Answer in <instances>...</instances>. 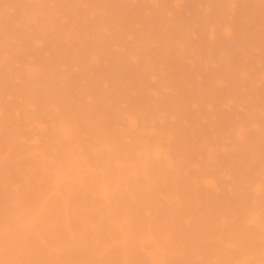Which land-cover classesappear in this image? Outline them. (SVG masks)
<instances>
[{"label": "rangeland", "instance_id": "obj_1", "mask_svg": "<svg viewBox=\"0 0 264 264\" xmlns=\"http://www.w3.org/2000/svg\"><path fill=\"white\" fill-rule=\"evenodd\" d=\"M0 264H264V0H0Z\"/></svg>", "mask_w": 264, "mask_h": 264}]
</instances>
